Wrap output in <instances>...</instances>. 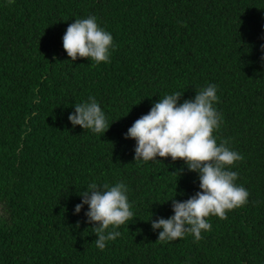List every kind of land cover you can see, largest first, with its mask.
I'll return each instance as SVG.
<instances>
[{
  "label": "trees",
  "instance_id": "1",
  "mask_svg": "<svg viewBox=\"0 0 264 264\" xmlns=\"http://www.w3.org/2000/svg\"><path fill=\"white\" fill-rule=\"evenodd\" d=\"M95 16L110 62L71 61L62 37ZM264 0H0V264H264ZM209 84L223 123L213 134L242 154L231 170L248 202L210 216L212 229L158 241L150 219L199 191L181 160L134 161L128 128L166 94ZM95 97L110 128L73 127ZM124 181L134 217L100 250L74 215L89 183Z\"/></svg>",
  "mask_w": 264,
  "mask_h": 264
},
{
  "label": "clouds",
  "instance_id": "2",
  "mask_svg": "<svg viewBox=\"0 0 264 264\" xmlns=\"http://www.w3.org/2000/svg\"><path fill=\"white\" fill-rule=\"evenodd\" d=\"M63 49L71 61L86 58L96 64L110 62L116 48L111 32L100 27L95 16L74 19L62 37ZM264 47V46H262ZM183 93L166 94L155 102L147 114L140 116L124 134L135 141L134 161L159 162L157 158L181 160L188 171L196 173L199 191L187 200H169L172 212L168 218L150 219L151 228L158 231V241H172L192 234L195 240L212 229L210 216L227 218V212L248 202L249 192L236 183L238 173L231 170L242 154L228 146L227 140L217 143L213 134L223 123L214 106L219 97L217 86L209 84L195 92L194 98H181ZM73 127L80 126L94 134L108 131L111 125L95 97L74 105L68 115ZM75 205L74 215L84 212L85 223L91 225L97 238L96 247L103 250L109 241L121 235L117 229L134 217L129 201V188L124 181L112 185L88 184Z\"/></svg>",
  "mask_w": 264,
  "mask_h": 264
}]
</instances>
